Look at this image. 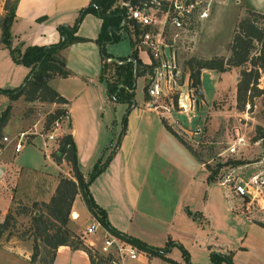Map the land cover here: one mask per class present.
Instances as JSON below:
<instances>
[{
  "label": "rangeland",
  "instance_id": "374dc122",
  "mask_svg": "<svg viewBox=\"0 0 264 264\" xmlns=\"http://www.w3.org/2000/svg\"><path fill=\"white\" fill-rule=\"evenodd\" d=\"M116 2H119V7H123L125 14L126 8L122 4V0H116ZM246 8H253L264 13V0L213 1L209 6L208 16L202 20L194 21L186 32L184 40L188 42V47L184 49L180 42L181 40H176L178 61H180L182 72L177 79L179 86L176 87V93H173L171 98L165 96L150 98L145 94L144 80L142 74H140L134 79L132 96V100L138 104L142 105L144 104V100H146V102L150 101L148 104L146 103L150 108L169 110L171 115L168 114L164 118L165 122L182 138L184 142L179 140L189 151H191L189 146L195 150L197 153L196 158L203 163L206 173L208 172L206 167H212L215 160H223L228 156L242 158L245 165L231 172V176L237 175L241 179L246 178V175L256 170V167L258 168L264 164V158L262 159L264 148L261 149L259 145L253 144L248 139L243 145H239L236 153L232 155H227L224 148L234 134H240L246 140V137L248 138L254 134V126L264 123V75L258 78V86L262 87V92L252 98L251 106L246 102L243 109H239L236 107L235 84L240 66L231 67L225 71L201 68L199 83L193 86L188 77L189 71L184 64V60L190 56H226L229 52L228 44L234 23L238 16L244 14ZM128 22L130 23V20ZM130 37L129 34H121L117 40L105 42L103 45L105 52L113 54L114 57H116L115 55H126V52L128 51L127 53H129L130 51ZM183 43L185 44V42ZM138 53L141 59H146L144 50L139 49ZM104 71L106 72V69ZM21 80L11 87L18 85ZM68 87L72 93L77 89L73 84H68ZM97 94L102 96V99L100 98L101 101L98 100L101 109L98 110L97 114H92V110L94 109L90 108L91 110L89 109L83 114L82 122L76 133V141L73 138L76 156L77 152L82 155V165L80 168L86 174L85 178L88 174V165H90L89 157H87L89 151L100 142L102 146L104 144L107 146L110 139L114 142L122 125L120 119L122 116L126 117L128 112L125 102L114 100L108 102L104 98L103 91L102 93L97 92ZM90 99L91 102L94 101L96 104L97 101L95 102L94 97L90 93L79 97L77 102L82 103ZM156 104V107L153 106ZM7 105L8 116L5 124L0 129V147H3L0 151V167L3 169L0 173V218L3 217L4 209L6 210L9 202L10 205L5 214L8 212L12 218L10 220L11 226L0 236V264H30L28 260L17 254H25L27 252L25 249L27 248L31 251V244L34 241L38 245V254L42 258L47 259L50 254L49 249L39 238L33 240L30 218L32 213L36 212L35 208L38 206L34 202L38 203L42 201L40 198L45 196V194L41 196L39 193H42V191H44L43 193H47L51 189L49 177H44L43 171L49 174V176H53L57 172V166L48 157L52 141L48 140L47 147L44 149L41 146L40 136L30 132L38 131L45 134L48 130H52L56 123L53 121L49 124L48 128H43L42 123L47 110L38 105V103L26 102L22 94L9 97L8 94L0 92V109L2 110ZM74 106L79 107L78 104H74ZM57 122L60 123L61 128L58 129L60 133L54 138L55 143L60 134L68 131L67 113L64 112L60 115ZM22 130L26 131L24 135L25 140L22 147L14 151L13 141H4L2 135L12 138ZM113 144H111V147ZM151 145L152 143L149 144V146ZM157 146L160 149L162 148L161 143H158ZM258 159H261V161L254 162ZM20 165L23 166L22 169L19 170L17 168L12 170V167L16 168ZM28 165L39 167L42 170L39 169L40 173L38 172L40 177L37 178V175L30 176V170L29 173L25 174L28 177H23L22 170L26 171L27 168L24 166ZM226 168L228 166L225 169L221 168L216 175V179L212 181L215 183H212L211 194L216 198L218 204L224 201L227 205V210L224 208L226 213H224V216L220 220L216 214H213L212 218H205V215L201 211H189V208L187 209L185 206L186 214L190 218L199 220L198 223L204 231L203 237L209 243L210 248V250L204 252L201 249V243L195 241L192 245L196 251L194 253L211 254V252H215L217 254H230V260H232L233 264H264V234H252L251 231L254 229H249L246 219L249 217L257 223H264V200L257 198V200L252 199L249 201V199L247 201V197H236L232 193L229 195V199L224 196L225 187L218 183L220 181V176L218 175L219 173L223 174ZM199 169L200 167L194 171L189 163L185 161L181 163L177 155L173 157L168 152L162 151L161 168H156V171L160 175L159 192L165 190V195L163 197L159 196V193L157 196L149 195L148 202L150 206L153 208L157 205L161 208L163 205V209H165L167 206L173 205L182 189L192 192L194 187L200 189L202 185L193 183L191 180L192 176L199 173ZM21 171L22 173L17 175ZM58 175H56V178ZM178 179V186L181 188L179 192H177V185L174 182L178 181ZM89 183L87 185L88 190ZM10 194L11 198H9ZM202 195H199V197ZM232 196L235 198H232ZM72 201V207L78 213V218L75 221L70 220L69 210L66 226L73 234L79 236L84 226L92 220H88L89 217L85 212L86 205L82 197L76 196ZM76 212L73 211L71 215L75 217L77 215ZM135 213V210L130 212L133 217L130 221H125L124 226L127 228L128 225L131 229L135 228L139 231L138 237L141 239L155 241L152 243L154 246H163L166 241L169 242V249L163 257L147 253L138 247L136 249V252L139 254L138 257L133 260L127 259L125 264H175L177 263L175 260L166 256L169 254L171 247L172 252L170 251V254H179L183 262L182 250H185L188 256L189 251L192 250V246H189L190 241L193 242L192 235L179 231V223H176V220L170 226L169 222L172 218H169L164 225L161 224V217L150 216L146 220H141L137 216V213ZM174 214H176V210ZM201 214L203 216H200ZM221 222L224 224H221ZM163 227V233L159 235ZM126 228L124 229L126 230ZM102 234L103 228L98 227L95 232L85 236L86 238L94 237L95 242L93 244L97 246ZM159 239L164 240L159 241ZM4 247L10 251L4 250ZM13 250H17V253L12 252ZM83 251L86 254L84 249ZM28 254L30 253L28 252ZM219 264L228 263L225 260H221Z\"/></svg>",
  "mask_w": 264,
  "mask_h": 264
},
{
  "label": "crops",
  "instance_id": "0c3cea01",
  "mask_svg": "<svg viewBox=\"0 0 264 264\" xmlns=\"http://www.w3.org/2000/svg\"><path fill=\"white\" fill-rule=\"evenodd\" d=\"M88 1L89 0H16L14 17L9 25L11 45H18L20 49H22L27 44H47L58 40L59 32L57 30V25L61 23L72 24L77 16L79 8L85 6ZM2 3L3 0H0V15L3 12ZM40 15H44L45 17L37 20L36 17ZM99 26L100 18L97 15L91 12L83 14L81 20L77 24L75 33L84 37V39L73 41L61 49L68 73L64 76L53 75L48 78L49 85L55 88L67 99V102L64 104L67 109L68 117L67 130L70 131L72 138H74L75 141L76 133L78 132L82 122L83 114H85L90 108L94 109L92 110V114H97L98 110L101 109V105L98 100L101 101L102 96L97 94V92L102 93L103 91L105 100L110 102V100L106 98L105 94V81L99 78L100 66L102 58H104L103 55H101L97 42L95 41V37L99 31ZM119 31L120 36L121 34H128L124 26H121ZM111 56L114 55L111 54ZM208 69L209 68L206 70ZM27 70L28 67L26 65L20 62H15L11 59L8 48L0 42V87L7 88L16 84L23 78ZM68 84H73L77 88L76 91L73 93L70 92ZM86 93H90V95L94 97L95 102L97 101V105L94 101L91 102V99L85 100L82 103L77 102V99L81 96H85ZM26 102L38 103V105L47 110L46 112L52 111L59 105L56 102L50 101L26 100ZM146 103L148 104V102L144 100V104L141 105L132 100L130 106L128 107L125 119V129L120 136V142L112 151L106 165L89 183V191L91 192L95 203L105 210L109 224L117 230H121V232H125L139 238V231L135 228L131 229L128 225L127 228L124 226V222L130 221L133 217V215L130 214L132 210H135L137 216L140 217L141 220H146L150 216L157 218L161 217V224L164 225L167 223L169 218H172L169 222L170 226H172L173 221L176 220V223H179V231L192 235L191 238H193V242L190 241L189 246H192L195 241H199L202 245L201 249L204 252H207L210 250L209 243L203 237L204 231L198 223L199 220L190 218L185 212V206L187 209L189 208V211H201L205 215V218H212L213 214H216L220 220L224 216V213H226L224 208L227 210V205L224 201L221 204H218L216 198L211 194L213 188L212 183L215 182L206 181V170L203 163L197 159L196 156L181 143L179 138L168 130L161 121L162 117L165 118L168 114L171 115V113L167 110L150 108ZM74 104H78L79 107H75ZM126 105L127 104L125 102V107ZM60 128V123H57L56 126H53L52 130H48L45 134L39 133L38 131L30 133H36L40 136L41 146L44 149L47 147L48 140L52 141V144H50L51 151L56 145L54 138L58 133H60L58 131ZM50 134L52 136L48 137ZM112 143V139L109 140L107 146L106 144L102 146V143L100 142L89 151L87 157H89L90 165H88L87 171H89L92 163L97 157H101V159L105 157V155L110 151ZM151 143L152 145L149 146ZM158 143L162 144L161 149L158 148ZM2 148L3 147H0V151ZM162 151L168 152V154L173 157L177 155L181 163L184 161L189 163L190 167H193L194 171L200 167L199 173L192 176L191 180L193 183H199L202 185L200 189H196L194 187L192 192L190 190H181L178 186L179 179L178 181H174L177 185V192L181 191L173 205L167 206L165 209H163V205L161 208L157 205L152 208L148 202L149 195L157 196L158 193L161 197L165 195V190L163 192H159L160 175L156 171V168H161ZM48 157L57 166V172L54 173L53 176H49V174L43 171V176L49 177L48 179L51 182V189L49 192L43 193L44 191H42V193H39L41 196L42 194H45V196L40 198V200L43 201H47L52 194L56 184V175L59 172L69 176V165L67 162L62 160L60 163H56L49 154ZM76 158L78 168L81 170V173L85 178L86 174L83 172V169L80 168L82 165V155L77 152ZM22 167L23 166L21 165L16 168L12 167V170L17 168L20 170ZM24 167L27 168V170H22L24 174L23 177H28V175L25 174L27 172L29 173V170L31 172L30 176L33 177L37 175V178L40 177L39 171L41 169L39 167L29 165ZM2 171L3 169L0 167V173ZM22 171L18 172L17 175L22 173ZM201 194L203 195L200 196V199L199 195ZM76 196H80V194L76 193L73 200ZM224 196L228 199L230 198L227 190H224ZM9 198H11V194L9 195ZM218 198L222 199L220 197ZM9 205L10 202L6 210ZM6 210L4 209V215ZM175 210L176 214H174ZM70 211V220L75 221L78 218V213L72 207V203ZM72 211L77 213L75 217L71 215ZM85 212L89 217L88 220H92L94 218L87 207ZM203 214L200 216H203ZM3 217H1L0 220L3 219ZM246 219L249 229H254L251 231L252 234H264V227L262 225L251 220L249 217ZM221 224L224 223L221 222ZM124 228H126V230ZM163 230L164 227L161 229L159 235L163 233ZM162 237H164V235H162ZM85 239L87 241L89 240L95 242L94 237ZM141 240L151 245H154L152 243L155 242L150 239ZM162 240L164 239H159V241ZM171 248L169 250V254L166 256L175 260L177 262L175 264L182 263L179 254H170V251L172 252ZM3 249L10 251L5 247ZM28 249L29 248L25 249L27 251L25 254L17 255H20L22 258L29 261L28 252L30 253V251ZM16 251L17 250H13L12 252L15 253ZM191 251H189L188 254L189 263H210L209 254H195L194 252L196 251L193 246ZM30 264L32 263L30 262ZM51 264L91 263L83 249L78 247L72 248L69 245L60 244L54 250Z\"/></svg>",
  "mask_w": 264,
  "mask_h": 264
},
{
  "label": "trees",
  "instance_id": "16d2710c",
  "mask_svg": "<svg viewBox=\"0 0 264 264\" xmlns=\"http://www.w3.org/2000/svg\"><path fill=\"white\" fill-rule=\"evenodd\" d=\"M128 1L137 3L144 0ZM15 3L16 0H3V12L0 15V42L8 48L11 59L26 65L28 70L18 85L7 88L0 87V92L8 94L9 97L22 94L24 99L28 101H50L59 104L52 111L44 115L42 126L43 128H48L51 122L60 118V115L64 112L67 113V109L64 106L67 99L48 83L49 77L53 75L64 76L68 73L61 49L73 41L84 39V37L77 35L75 31L83 14L91 12L100 18L99 31L95 37V41L99 46L101 55L111 56V54L105 52L103 45L105 42L115 41L120 37L119 29L121 27L120 21L124 14L123 7H119V2H116V0H89L85 6L79 8L72 24L61 23L57 25L59 32L58 40L47 44H27L20 49L18 45H11L9 33V25L14 17ZM44 17V15H40L36 19L40 20ZM124 27L127 30L126 26ZM228 50L229 52L226 56H190L184 60V64L188 68V77L193 86L199 83L201 68L225 71L231 67L240 66L235 84V99L236 107L243 109L246 102L251 106L252 98L262 92V87L258 86V78L264 75L263 12L253 8H246L244 14L237 17L230 35ZM135 53L134 50H130L129 52L131 55ZM125 56L116 57L125 58ZM135 66L137 69L138 65ZM105 69L106 72L104 71ZM143 69L140 67L136 74H141ZM132 71L133 64L131 60L116 63L102 58L99 78L105 81V94L108 100L126 102V108L130 106L134 85ZM7 116L8 105L0 111V129L5 124ZM125 119V116H122L120 119L122 125L110 151L103 159L101 157L95 159L86 178L83 177L78 168L76 148L70 131L64 132L57 137L56 147L50 151L49 155L56 163H60L62 160L67 162L69 165V176L61 173L57 174L55 187L48 200H42L38 203L34 202L38 206L35 208L36 212L32 213L30 218L31 235L33 240L39 238L49 249L50 254L47 259L42 258L38 254V245L34 241L31 244L29 254V261L32 264H51L54 250L60 244H66L72 248H82L86 251L91 264H101L100 255L91 246L86 245L79 236L73 234L66 226L70 206L76 193L80 194L89 212L107 231L129 240L137 247L149 253L164 257L165 252L169 249V242L166 241L163 246H154L135 236L117 230L109 224L105 210L94 202L87 188L90 180L106 165L112 151L118 145L120 135L125 129ZM161 121L168 130L183 141L165 122L163 117ZM254 130L252 138L261 135L262 125L257 124L254 126ZM189 148L196 156L195 150L191 149L190 146ZM243 162L242 158L231 156L223 160H215L212 167H206L208 172L205 179L206 181H214L221 168L226 165H238ZM11 218L12 216L7 212L3 219L0 220V235L11 226ZM259 224L264 227L263 222H259ZM182 255L184 261L179 264H191L188 262L185 250H182ZM209 260L211 261L209 264H219L221 260H225L228 264H233L229 254L211 252Z\"/></svg>",
  "mask_w": 264,
  "mask_h": 264
},
{
  "label": "built area",
  "instance_id": "2783aa9c",
  "mask_svg": "<svg viewBox=\"0 0 264 264\" xmlns=\"http://www.w3.org/2000/svg\"><path fill=\"white\" fill-rule=\"evenodd\" d=\"M213 1L215 0H144L137 3H131L127 0L122 1L126 13L122 15L120 24L126 26L127 33L131 36V51L134 50L136 53L134 55L127 53L125 58L103 56L104 59L116 63L131 60L133 80L140 75L136 74L140 67L144 68L141 74L147 96L150 98L161 96L171 98V95L176 93V87L179 86L177 79L182 74L180 61H178L176 40H181L184 49L188 47V42L184 40L186 32L194 21L202 20L208 16V9ZM139 49L145 51V60L141 59L138 53ZM135 65H138L137 69ZM153 106L156 107L157 104ZM160 106L166 107L164 105ZM54 121L57 125V120ZM25 134L26 131L22 130L12 138L2 135V139L4 141L12 140L13 149L17 151L23 145ZM51 136L50 134L48 137ZM251 136L246 137L245 140L242 135L234 134L224 148L226 154L236 153L238 146L243 145L247 139L253 144L259 145L261 149L264 148V123L262 124L261 135L256 138H251ZM259 161L261 159L254 162ZM244 165V163L226 165L228 168L224 170V173H219V183L225 187L229 195L232 193L236 197H247V201L249 199V201L252 199L257 200V198L264 200V164L258 168L256 167V170L250 172L244 179L239 178L237 175L231 176L232 171ZM225 167L222 169H225ZM98 227L103 228V234L100 236L97 246H95L94 242L87 241L85 238L88 234L95 232ZM79 238L100 255L101 264H125L127 259L133 260L139 255L136 252V249H138L136 245L107 231L96 218H93L91 222L84 226Z\"/></svg>",
  "mask_w": 264,
  "mask_h": 264
}]
</instances>
